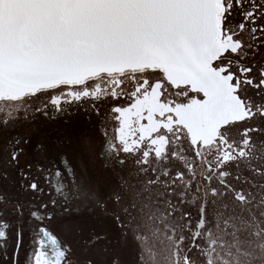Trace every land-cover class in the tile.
I'll return each mask as SVG.
<instances>
[{"label": "snow or ice", "instance_id": "obj_1", "mask_svg": "<svg viewBox=\"0 0 264 264\" xmlns=\"http://www.w3.org/2000/svg\"><path fill=\"white\" fill-rule=\"evenodd\" d=\"M0 264H264V0H0Z\"/></svg>", "mask_w": 264, "mask_h": 264}, {"label": "flooded vegetation", "instance_id": "obj_2", "mask_svg": "<svg viewBox=\"0 0 264 264\" xmlns=\"http://www.w3.org/2000/svg\"><path fill=\"white\" fill-rule=\"evenodd\" d=\"M108 108L109 103H105L103 111L107 112ZM37 126L42 128L41 135L46 138L47 142H57L61 150L66 152L70 158L73 157L78 141L82 137H89L97 146L104 142L99 132L101 126L99 118L94 114L90 117L89 113L75 108L69 109V114L59 115L56 119L46 122L38 121ZM115 126L111 120L106 125L109 136L112 135ZM55 230L62 231L63 229L57 225Z\"/></svg>", "mask_w": 264, "mask_h": 264}]
</instances>
